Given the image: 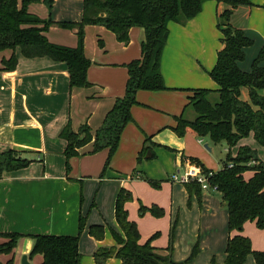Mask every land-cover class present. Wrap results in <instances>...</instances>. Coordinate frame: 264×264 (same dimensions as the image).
Here are the masks:
<instances>
[{
    "label": "crops",
    "instance_id": "crops-1",
    "mask_svg": "<svg viewBox=\"0 0 264 264\" xmlns=\"http://www.w3.org/2000/svg\"><path fill=\"white\" fill-rule=\"evenodd\" d=\"M250 2L252 3L251 7H242L246 11V22L242 23L240 28L259 46L251 47L254 43L252 40V45L244 48V59L238 62V67L243 71H250L251 62L256 57L258 48L264 46V8L261 6L263 0H250ZM52 3L48 8L42 0L33 2L28 5V11L41 19L49 18L54 22L80 21L82 0H52ZM225 8L226 5L222 2L204 0L200 12L186 23H168V37L160 60L161 75L168 89L138 90L136 92L137 103L130 108L131 117L133 107L148 101V98L153 97L159 100L165 98L168 105L162 103L161 106L168 111L172 110L174 114L173 118L164 125H168L172 130L175 117L182 114L186 119H189L185 114L190 108L185 105L190 89L217 88V84L208 72L216 62L217 51L223 46L222 34L218 30L216 22L218 14ZM88 34L95 37L91 41L93 42V54L98 48L102 51L107 47L105 52L109 51L110 55L97 69L93 67L91 58L87 69V79L90 85L87 87L70 88L65 62L53 61L48 57L26 58L19 48L0 50V153L13 150L20 158L30 160L26 167L4 171L0 175V232H18L24 235L17 240L11 253L0 254L2 264H6L10 258L13 264H20L23 255H26L31 264H40L41 255L28 257L33 245V239L29 235H75L78 232V218L80 215H84V199L87 202V180L94 183L100 182L99 197L103 194V190L108 189L106 203L111 201V205L112 201L115 204L118 193L114 190L118 186L124 185L122 179L118 181L117 178H112L110 180L113 183L105 185V180L109 179L94 178L93 175L98 174L101 163L95 166V158L103 155L108 149L103 148L92 153V141L80 147L77 150V155L69 159V169L67 170L64 155L66 141L60 133L68 122L74 131L85 123L92 133L102 124L106 112L112 107L115 100L124 94L128 77L125 65L140 57V43L144 38V31L140 27H131L129 40L127 43H123L119 42L114 33L102 25H86L84 27V53L87 58L89 57L87 43L89 44L91 40V38H87ZM45 35L50 42L59 45L75 46L77 43L75 29L63 28L55 23L49 26ZM12 54L17 57L15 68L1 69L2 59H8ZM262 65L264 66V61ZM98 74L101 75L98 76ZM240 99L249 101L247 87L240 88ZM132 120H134L133 117ZM131 122L129 121L125 127ZM155 124L161 125L162 120ZM153 135L149 139L150 145L148 144L151 147L154 146L152 149L157 144L161 145L160 142H156ZM185 135L192 136L204 146L207 144L209 147L211 143L208 138H198L190 133ZM244 140H248L247 145L257 153L260 160H264V144H258L253 134L250 133L247 137L240 139L236 145ZM173 151L176 153V162L179 166L181 165L178 169H182L185 163L190 160L191 154H185L184 150ZM150 155L151 152L148 150L147 157ZM251 175V171L244 172L246 179ZM178 183L171 181V184ZM213 193H217L221 198L218 191L215 192L211 189L201 190L200 199L195 194L191 196H195L200 207L203 200ZM99 201L102 203V198H99ZM98 205L100 208L102 207L101 204ZM107 207L109 209V205ZM114 222L115 225L111 229L120 233L115 219ZM248 222L251 221L244 224ZM91 224L104 225L105 232L108 229L104 220L98 222L92 219L89 221L86 217L83 230L87 231ZM105 232L101 240L88 234V247L82 244L83 232L80 233L79 264H95L93 253L99 247L116 245L113 236L107 238ZM241 234H243L242 231ZM4 240L5 238L0 236V243ZM140 242H144L141 234ZM152 245L159 250V253L170 254L172 258L173 246L170 250L166 246H157L153 243ZM85 253L90 257H83ZM250 256L247 257V264H256ZM223 257L225 258V253H223ZM223 257L217 262L222 263ZM104 264H121V261L111 257Z\"/></svg>",
    "mask_w": 264,
    "mask_h": 264
},
{
    "label": "trees",
    "instance_id": "trees-1",
    "mask_svg": "<svg viewBox=\"0 0 264 264\" xmlns=\"http://www.w3.org/2000/svg\"><path fill=\"white\" fill-rule=\"evenodd\" d=\"M40 1L0 0V50L19 48L26 58L48 57L53 61L65 62L70 88L90 85L87 79L90 60L84 53L86 25H102L123 43L128 42L131 27H140L144 31L140 57L125 65L128 77L124 94L106 112L102 124L93 133L85 123L76 131L69 122L62 129L60 135L66 141L64 155L68 170L69 159L77 155L80 147L91 141L92 153L107 148L109 156L114 154L122 130L132 120L130 108L137 103L138 90L168 89L160 71L161 55L168 37V23H186L200 12L204 0H82L81 19L74 22H54L30 13L28 5ZM42 1L48 8L51 7L52 0ZM216 1L226 5L218 14L216 22L222 34L223 46L217 51L216 62L208 72L217 88L190 89L185 107L194 112V117L186 119L180 114L175 117V124L171 128L178 137L190 133L198 138H208L212 143L225 142L228 147L236 145L240 139L252 133L258 144L263 145L264 47L252 60L250 71L241 70L238 62L244 59V48L251 45L252 40L242 28L231 22L234 10L240 6L251 7L252 3L250 0ZM261 6L264 8V0ZM53 23L63 28L75 29L76 45L65 46L50 42L45 32ZM16 63L17 57L12 54L8 59H2L1 69H14ZM241 87H247L249 101L240 99ZM149 139L145 138L138 158L150 150V146L146 144ZM151 157L152 153L147 158ZM190 161L199 165L205 173H212L208 183L216 186L227 209L229 235L224 249L225 258L222 263L212 258L209 264H247L249 255L256 264H264V251L253 249L250 238L241 234L247 221L254 222L257 228H264V160H260L254 150L241 146L237 155L227 157L217 172L207 169L197 158L191 157ZM229 162L232 163L230 167ZM29 163L30 160L20 158L13 150L2 152L0 175L4 171L26 167ZM246 171L252 172L247 179L244 178ZM184 185L189 197L195 194L200 199L201 188L198 183L190 181ZM130 199V192L120 188L114 204V216L120 233L110 228L116 245L99 247L93 253L94 263L104 264L108 258L115 257L121 264H183L174 261L170 254L159 253L151 244L152 238L140 242L137 225L129 219L125 207ZM155 214L161 215V212L157 209ZM85 224V216L80 215L75 235H29L33 239V245L28 257L41 255L40 264H79L78 242ZM87 231L90 236L101 240L105 227L102 224H91ZM0 236L5 238L0 243V254H9L17 240L24 235L18 232H0ZM7 264H13L12 260Z\"/></svg>",
    "mask_w": 264,
    "mask_h": 264
},
{
    "label": "rangeland",
    "instance_id": "rangeland-1",
    "mask_svg": "<svg viewBox=\"0 0 264 264\" xmlns=\"http://www.w3.org/2000/svg\"><path fill=\"white\" fill-rule=\"evenodd\" d=\"M242 7L244 6L234 10L232 15L231 22L236 27L246 22V11ZM87 38H91L90 43H87L88 59H93V67L97 69L107 60L110 52H105L107 47L101 51L95 46L97 50L93 54L91 41L95 37L88 34ZM251 40L254 42L251 47L257 48L259 45L253 38ZM262 47L264 46L258 48V52ZM147 100L133 107L131 113L134 120L125 127L114 154L109 156L106 150L103 155L96 156L94 165L101 163L98 174L93 176L100 180L109 179L105 180V185L112 184L113 181L110 180L112 178L124 181V185L118 186L114 192H118L120 188L130 192L131 199L125 203V207L128 204L126 208L128 217L136 223L143 241L152 238L151 244L166 246L170 250L173 246L172 259L177 258L173 260L183 264H209L212 258L218 261L223 257L228 235L226 206L217 193H213L205 198L199 207L195 196H188L184 183L171 184V177L181 167L175 160L176 153L173 150L177 152L184 150L185 154L197 158L207 169L217 172L221 169L222 162L227 157H235L242 145L249 147L248 140L231 148L225 142H211L210 149H207L192 136L184 134L179 138L168 125H164L173 118L174 114L172 110L168 111L161 106L162 103L168 105L165 98L159 100L150 97ZM193 114L194 112L188 109L185 115L193 119ZM159 120H162V124H155ZM152 134L156 142H160L161 145L157 144L153 148L154 151L152 149L154 146H150L151 158H147V152L138 158L145 138H150ZM146 144L149 142L147 141ZM99 183V181L94 183L87 180V202L84 199L82 216L87 217L89 221L104 220L108 226L105 233L109 238L112 237L110 228L115 225L114 201L112 205L111 201L106 203L108 189L103 190V194L99 197ZM213 191L217 192V190ZM99 198H102V203ZM98 204L102 207L100 208ZM157 209L161 215L155 214ZM82 232V244L88 247L89 235L86 230ZM242 232L250 238L255 250L264 251V228H257L254 223L248 222L244 224ZM83 257L88 258L90 255L85 253ZM250 257L253 259L252 256ZM9 260L11 258L7 262Z\"/></svg>",
    "mask_w": 264,
    "mask_h": 264
},
{
    "label": "built area",
    "instance_id": "built-area-1",
    "mask_svg": "<svg viewBox=\"0 0 264 264\" xmlns=\"http://www.w3.org/2000/svg\"><path fill=\"white\" fill-rule=\"evenodd\" d=\"M228 166H232V163L229 162ZM212 173H205L203 169L188 160L182 169H178L176 173L171 177V181L179 183H188L190 181H195L199 184L201 190H217L216 186H210L208 179Z\"/></svg>",
    "mask_w": 264,
    "mask_h": 264
},
{
    "label": "water",
    "instance_id": "water-1",
    "mask_svg": "<svg viewBox=\"0 0 264 264\" xmlns=\"http://www.w3.org/2000/svg\"><path fill=\"white\" fill-rule=\"evenodd\" d=\"M205 147H206L207 149H210V148L208 147L207 144H205ZM225 202H227V201H225ZM20 264H31V263L28 261L26 255H23V256L21 257Z\"/></svg>",
    "mask_w": 264,
    "mask_h": 264
}]
</instances>
